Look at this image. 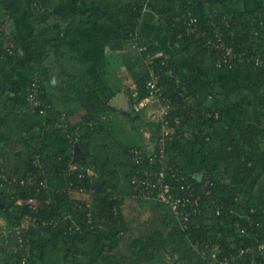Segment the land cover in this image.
<instances>
[{"label": "trees", "instance_id": "obj_1", "mask_svg": "<svg viewBox=\"0 0 264 264\" xmlns=\"http://www.w3.org/2000/svg\"><path fill=\"white\" fill-rule=\"evenodd\" d=\"M31 1L32 11L40 14H45L51 8L48 5L50 0ZM64 1L59 0L55 8ZM164 1L91 0L87 16L78 23L72 22L63 31L62 37H53L52 34L48 35V29H40L38 34L32 32L30 40H34L31 41H28L29 38L19 40L12 37L6 41L0 40V64L6 56L14 57L15 63L9 71L10 76L8 74L0 82V88L3 91L6 89V84L15 72L30 71L22 92L18 90L14 97L8 96L7 105L0 109V154L3 159L0 162V174L6 173V182L13 188L11 197L2 199L0 218L3 217V222L9 226L7 228L16 226L27 215L34 218L35 222L44 221V224L32 225L22 231L21 255H15L16 259L8 256L11 263L20 264L19 259L23 257L29 264V249L40 242L39 257L43 264H150L162 254L165 258L174 259L177 264L183 258H188L191 263L193 255H196L198 264H210L209 257L199 255L194 244H199L200 248L207 245V253L217 251L218 257L222 258L237 255L240 248L264 242V167L260 134L251 131L247 120L240 116L227 127L219 147L207 150L213 132L223 121L224 109L218 103L206 104L203 100L195 107L184 108L182 105L186 104L188 96L191 101H197L201 92L196 91V86L187 76L179 73L173 59H168L165 54L156 55L162 50L160 43L152 42L147 35L137 31L147 14H155L165 20L174 37L184 39L185 50L192 63L201 64L202 58L206 57V50L199 43L201 41H191V37L184 34V23L189 17L186 14L193 6L192 0L176 5L175 2ZM202 1L214 7L232 0ZM99 21L108 22L113 28V37L125 43L122 53H111L108 58L109 63L121 64L122 68L113 73L120 84L115 88L116 91H121L124 86L130 88L129 85H135L131 89L134 92L129 91L134 105L148 96L146 87L151 79L150 70L161 68L163 60L167 59L168 68L181 81V84H170L166 75L159 79L166 97L176 107L173 113L170 112V117L181 118L178 128L173 123L170 125L172 133L165 138L167 166L184 174L193 192L201 195V213L188 218L184 223L187 226L185 230L181 229L170 209L159 201L151 202L154 207L150 209V217L144 221L136 217L128 219L126 216L124 200L128 195L119 193L116 187L123 177V182L133 193L130 178L137 167L127 158L130 147L120 145L111 135L113 118L110 116L108 99L96 86L94 79L85 70L80 74L68 69L73 75L62 89H55L51 86L52 78L47 77L48 73L43 75L39 71L40 75L34 74L37 69L33 65L44 64L52 49L57 51H54L55 54L60 53L61 47L55 42L68 40L83 27ZM2 27L0 22V37L4 31ZM197 27L205 38L219 31L234 51H246L245 56L248 58L264 53V7L231 13H224L218 8L215 14L198 17ZM20 42L30 43L31 52L24 58L16 53L17 43ZM63 55L67 53L63 52ZM59 60L55 57V71L60 66ZM242 60L250 75L264 81V69L247 59L234 60L230 68L218 69L211 63V70L217 74H228ZM66 66L63 71L67 70ZM58 72L59 75L64 73ZM35 77L40 80V96L47 104L46 129H51H48L51 133L55 129L52 135L66 143L64 152L47 144L40 134H36L37 130L36 135L29 137L25 133L29 129L22 132L13 127V123L21 119L20 111L27 105L26 96ZM127 80L132 84L127 86ZM131 118L138 120L134 116ZM259 122L264 132V119L261 121L260 118ZM151 126L154 127L151 141L155 145L161 125L157 123ZM30 128L36 129V125ZM71 134L74 139H71ZM172 157L176 160L171 161ZM195 161L198 164V176L204 175L209 180L204 191L188 177L190 165ZM3 167L6 170L1 171ZM88 168L94 172L91 178L86 176ZM80 174L83 176L80 177ZM21 181L24 183L21 184ZM173 184L177 186L174 195L183 196L184 192L179 191L180 183L173 181ZM249 184L253 198L247 202L246 214L253 225L245 226L248 231L242 235L241 224L231 240L222 220L230 217ZM75 194L79 196L75 197ZM29 199L38 202L34 212L30 211L27 203ZM88 201L92 206L87 205ZM88 215L91 216L90 222ZM64 223H67V227L63 229ZM118 227L122 229L120 233L106 243V236ZM15 241L18 244L17 236ZM261 261L264 264V259ZM253 262L251 256L247 255L237 258L235 264Z\"/></svg>", "mask_w": 264, "mask_h": 264}, {"label": "rangeland", "instance_id": "obj_2", "mask_svg": "<svg viewBox=\"0 0 264 264\" xmlns=\"http://www.w3.org/2000/svg\"><path fill=\"white\" fill-rule=\"evenodd\" d=\"M2 1L7 8H11V6H14L17 10V13L11 10H8L5 8V6H0V22L3 25H13V19H12V15L17 16V17H21L22 15H24V17L29 19V24L23 25V28H21L20 30H27L28 32L30 30H28V26L30 25V29H33V33H37L40 29H42L43 27H45V22L47 23L48 26V35L52 34L53 37L58 38L62 37L63 31L65 30V28H63L62 26H59V28L55 27V12L57 13V11H55V5L57 2H59V0H54L52 2L51 8L45 13H38L35 11H32L31 8V0H0ZM86 3L90 4L91 0H84ZM171 2H175L176 4H180V3H190V0H168ZM183 1V2H182ZM81 0H67L66 4L64 5V7H61L58 11L60 12V14H62V16L64 17V15H67L66 13L69 11L68 16L71 13H76L73 11H76L75 9H77L79 6H75L78 5V3H80ZM192 8L189 10L188 14H186V16H193V17H200L201 15H208L210 13L215 14L219 9H221L222 11H224V13H230V12H226L225 9H227L229 6L228 3H226L227 5H223L221 6H214L211 7L208 4L204 3L202 0H192ZM231 7L232 10H241L243 9V7H247L248 5L244 2V0H232L231 1ZM18 6L21 7L23 10L21 11L20 9H18ZM89 6V5H88ZM248 9V8H247ZM87 11H85L86 13L88 12V9H86ZM233 10V12H234ZM10 11V12H9ZM5 12H8V15H10L12 21H5L4 20V16L3 14ZM11 13V14H10ZM25 13V14H24ZM83 12H81L82 14ZM26 15V16H25ZM83 16L85 15L84 13L82 14ZM32 17V19H30L29 17ZM82 16V17H83ZM9 17V16H8ZM23 17V16H22ZM37 17V18H36ZM36 18V19H35ZM35 19V20H33ZM31 22V23H30ZM36 23V24H35ZM62 23V22H61ZM35 24V25H34ZM61 25L69 26L70 23L64 22ZM51 27V28H50ZM28 28V29H27ZM58 29V30H57ZM24 30V31H25ZM138 33H141L142 35H147L148 39L151 40L152 42H159L161 44L162 49L165 51V53H167V56L170 57V54L173 53V57H174V61H176L180 67H182L184 70H182L181 68H179V72L181 74L185 73H190L187 72L185 67L193 70L194 67H192L190 64H194L192 63V60L190 59V56L188 55V53L185 50V44H184V39L180 38V37H174L173 33L170 29V27L167 25V23L165 22V20L160 19L158 16H152L150 14H147L144 18L143 21H141V23L138 26L137 29ZM23 36L27 34V32H23L22 33ZM38 34V33H37ZM47 34V32H46ZM257 35H255L254 37H256ZM7 37H10V35H7ZM6 37V38H7ZM78 37V36H77ZM77 37H71L68 40L69 44H63L61 45L60 48V53H56L57 52L55 49H52L49 53V57L45 58L44 64H36L33 65V67H35L36 72L39 74V71H41L43 73V75L45 73L47 74V77L50 76V78L54 79L55 78V73L57 72V70L55 71V57H57L59 60V65L62 67L63 65H65V61H62L64 58H74L75 62L73 63V67L76 70V73L79 72L80 74L82 72H84V62L81 59H77L75 57L74 53L69 54L68 53V46L71 45L72 47L79 48L82 44V39L81 37L77 39ZM28 39V38H27ZM34 40V39H31ZM30 39H28V41H31ZM71 41V43L69 42ZM74 42V44L72 43ZM26 45V47H24ZM173 45V46H172ZM24 46H21L19 48L20 51V57H26V55H28L31 50H30V43H25ZM171 47L177 51V55L175 54V52H173L171 49ZM9 48H12V45L9 46ZM169 49V50H168ZM168 50V51H167ZM55 51V52H54ZM167 51V52H166ZM22 52L24 53V56L22 54ZM63 52H67V55H63ZM239 52V51H238ZM62 53V55H61ZM19 54V53H17ZM115 55V54H114ZM113 55V56H114ZM243 58L244 54H241ZM169 59V58H168ZM171 59V58H170ZM203 61L202 63H204V69L202 70H198V71H191L194 72L195 74V78L197 79V81L202 85L203 90V97L202 100L205 99V95L210 97L211 99H213L214 101H219L220 104H224L226 109H230V111L236 107V109L238 108L239 111V117L242 116V109L243 107L241 105H244V89L246 84H248L249 79L248 77V71L245 68L244 65V60L240 61L239 64H237L236 68L234 69L233 72H230L228 74H217L216 72L212 71V65H211V60L207 57L202 58ZM18 62L20 60H17ZM82 63V64H81ZM59 66V67H60ZM207 68V69H206ZM99 69V68H98ZM122 69V68H121ZM241 69V70H240ZM74 70V71H75ZM18 73V72H16ZM30 71H25L22 72V74H18V76L13 75L12 79L10 80V82H8L6 84V89L3 91L0 88V109H3L7 103H8V99L7 97L9 96V92L10 94H14L17 95L18 90H20L22 92V90L24 89L25 86V81L29 75ZM97 73H100V71H98ZM6 79L5 75H2L0 73V82L4 81ZM100 81V80H98ZM103 81V80H101ZM115 82V84L118 85L117 81L110 80ZM212 85V86H211ZM52 87H57V82L52 83L51 85ZM128 86V84H127ZM102 87V86H100ZM107 87V89L105 88ZM104 88L107 90V99H113V97L116 96V94L118 92H116L112 87L109 86H105ZM129 91L130 89L126 88L125 86L123 87V89L121 90L120 94L121 96H128L129 95ZM16 93V94H15ZM11 96V97H14ZM233 97V98H232ZM200 100V99H199ZM232 103V104H231ZM254 103L256 104V102L254 101ZM158 104V103H156ZM257 104H260V101L257 102ZM191 105H193V102H191ZM195 107V105H194ZM134 108L127 106L124 112V115L122 118H120L121 120H119V122H117V120L113 117V123H112V128L110 130L112 137L120 144V145H125V143H129L127 144V146L125 147H130L129 149L132 150L135 147H146L145 142L147 143L148 141H151L153 138V132H154V127L150 130L147 131L142 128L143 126H145L146 121H148V118H144L142 117V119L140 118L139 120H135L131 117H133L135 115L134 113ZM241 110V111H240ZM156 111H160L159 105H157L156 107ZM47 112V109H46ZM45 114H36L31 110L28 109H24L22 111H20V113H22L21 119L16 120L15 123H13V127H15L16 129L19 128L22 132L28 130V132H25L26 135L33 136L36 134H40L43 138L44 141L51 145L52 147H54L57 151L60 152H64V143L59 137H55V135L53 136L52 134H55V129L52 131V133L49 131L51 129L47 128L46 125V119H47V115ZM38 115V116H36ZM259 115V114H258ZM42 116V117H40ZM25 120V122H24ZM135 120V121H134ZM145 121V123H144ZM150 122H152L153 124L157 125L156 121L153 120H149ZM252 126L254 125V123H251ZM36 125V129L31 130V126ZM260 124H258L257 126L259 127ZM27 127V128H26ZM49 129V130H48ZM35 130H37V133L35 134ZM47 130L49 131V133H47ZM130 131L132 132V137H130L129 134L123 133V132H127ZM71 139H74L73 135H70ZM263 143V141H262ZM74 144V143H73ZM76 146V140H75V144ZM75 146L73 148V154L75 155ZM70 147V146H69ZM263 154H264V149H263ZM127 158L131 160L130 155L127 153ZM2 156L0 154V162L2 161ZM121 160L124 162V157L121 158ZM133 162V161H132ZM125 163V162H124ZM197 162H192V164L190 165V171L189 172V178H191L192 183L197 184L200 187V190H205L206 189V184L203 182V176H196L199 174L198 167H197ZM195 170H192V169ZM9 169V168H7ZM6 170L5 167H3L1 169V171ZM6 174V173H5ZM1 173L0 174V204L2 202V199L4 198H9V196L11 197L12 193H13V188H11L7 182H6V175ZM259 174V172H258ZM121 182L118 184V186L116 187L117 190H119V193L127 194L128 197L125 198V210L126 211V216L128 217V219L130 217H136L139 221H144V219H148L150 217V209L152 207H154L152 205L151 202L146 201L147 199H140L139 197H134L133 193H131V190L127 187V185L123 182V177L120 178ZM255 182L251 183L254 184ZM251 184H249L244 191V194L239 198V200L237 201L238 204L236 205V207H234L232 209V213L230 214V217L228 219H223L222 223L224 224L225 228L228 231V236L231 240L234 239V234H236L237 228H239V226H241V224H243V226H249L250 225V220L248 215L246 214V206H247V202H249V200L251 198H253V194L250 190V186ZM5 193H4V192ZM7 191V192H6ZM2 192L4 194H2ZM129 192V193H128ZM255 195L257 192H255ZM3 195V196H1ZM78 194H75V197H78ZM116 196V195H115ZM86 197V196H85ZM89 199V197L87 198ZM87 205L92 206V204L90 203V201L87 202ZM67 218L64 219V221L66 222ZM63 229L65 227H67V223H64V225H62ZM121 227L116 228L115 230H111L112 233L111 235H107L106 236V243L110 242L114 236L118 233H120L121 231ZM138 230V229H137ZM40 244V245H39ZM35 245L33 248L36 250L40 251V247H41V242ZM198 255V254H197ZM200 255V254H199ZM198 255V256H199ZM200 257V256H199ZM167 259V260H166ZM188 259V258H187ZM187 259H180L179 260V264H198V261L196 260L197 257L196 255H193L191 257V263L189 262V260ZM174 259L171 260L170 257L165 258V255L162 254L160 256H157V258L154 260L153 263L150 264H177L175 263V261H173Z\"/></svg>", "mask_w": 264, "mask_h": 264}, {"label": "crops", "instance_id": "obj_3", "mask_svg": "<svg viewBox=\"0 0 264 264\" xmlns=\"http://www.w3.org/2000/svg\"><path fill=\"white\" fill-rule=\"evenodd\" d=\"M53 1L54 0H52V2ZM52 2L50 0V2H48V5L51 6ZM66 2H67V0H65L64 3L61 4L59 7L55 8V11H57V13L55 12V22H54L56 28H59V26H58V24H59L60 26L65 28V30L68 29V26L65 27L64 25H61V24L64 23V22H67V21L71 25H72V22H73V24L74 23H78V21L84 19L87 16L88 12L86 13L85 11H87L86 9H88L89 8L88 5H90V4L86 3L84 0H81V2L78 3V5L75 4V6H79L77 9H75L76 11H73V12H76V13H71L68 16V14H69V11H68L66 13L67 15H64V17H63L62 14H60V12L58 10L61 7H64ZM164 2L167 3L168 0H166ZM244 2L248 6L247 7H243V9L238 10V11H249V10L251 11V10H256L257 8L264 7V0H244ZM174 4L176 5V3H174ZM228 4H229L228 5L229 7L227 9H225V10H226V12H230L231 13V12H233L234 9L232 10L231 2H228ZM223 5H227V4L225 3ZM223 5H221V7ZM0 6H5L6 9L11 10L13 12L15 11L17 13V10H14V9H16L14 6H11V8L9 9V8L6 7V5L2 1H0ZM18 9H20L21 11L23 10L19 6H18ZM234 11L236 12L237 10H234ZM81 12H83L85 15L83 16L82 15L83 13L81 14ZM222 12H224V11H222ZM150 15L156 16L155 14H152V13H150ZM3 16H4V20L5 21L11 22L12 19H13L14 23H13L12 26L10 25L11 23L9 25H6V24L3 25L2 24V26H3L2 28L4 29V31H3L2 36L0 37L1 41H4L3 39H5V41H6L7 38H11V37L12 38H17L19 40H22V39H25V38H29L30 39V36H31V34L33 32L32 31L33 29H30V25L28 26L29 29L27 28L28 30H30L29 32L27 30H25V29L20 30L21 28H23V25L29 24V19L28 18L24 17V15H22L23 17L22 16L21 17H17V16L12 15V19H11L10 15H8V12H5L3 14ZM29 18L32 19L31 16ZM35 19H33V20H35ZM44 25H45V27H43L42 29H47L48 26H50V25H47L46 22H45ZM0 31H1V29H0ZM23 32H27V34L23 36V34H22ZM7 35H10V37H7ZM74 37H77V39L81 37L82 44H81V46L79 48H76V49H75V47H72L71 45H69L68 46V50H67L68 53L69 54L74 53L75 57L77 59H81L84 62L83 63L84 67H85L84 70L89 74L90 77H92L94 79L96 86L99 87V89L101 90V92L104 95L107 96V90H108L107 87H105L107 90L104 88V85L112 87L116 91L115 88L119 87L120 84L117 85L113 81L110 82V80L114 79V81H116L115 80L116 77H114L116 75L113 76V73L116 70L121 69L120 68L121 64H118V63L113 64L112 62L109 63L108 56L111 53L116 54V55H118L119 53H122V50H124L123 48H125L124 47L125 43L123 41L113 37V28H112V26L108 22H105V21H99V22H96V23H92V24H89V25L83 27L79 32H77L76 35H74ZM178 37H180V36H178ZM189 37H191V39H190L191 41H197L198 42V40H200L201 42H199V43H202V46L204 45L205 39H208V37L205 38L204 36H202V34L198 35V36L193 35V36H189ZM211 38H213V36L210 37V39ZM68 40L55 42V43L57 45H59V48H60L61 45H63V44H69ZM69 42L71 43V41H69ZM72 43L74 44V42H72ZM155 43H157V42H155ZM225 43H226V45L228 47H230L227 44V41ZM24 44H25V42H24ZM24 44H21V42H20V44L17 43L18 47L16 49V53L21 54L20 51H19V48L21 46H24ZM27 45H28V42H27ZM24 47H26V45ZM8 50H9V48H8ZM170 50L175 52L176 55L178 54L177 51H175L172 47H171ZM22 54H24V53L22 52ZM158 54H165L164 56L168 57L167 53H165V51L163 49L160 50L156 55H158ZM13 58L14 57H12V56H8V57L6 56V57L3 58V61L0 64V73L2 75H5L6 78H7L8 74L10 76L9 71L12 69L13 65L15 64ZM168 58H171V60L173 59V61H174L173 53H171L170 57H168ZM62 61H65V65H63L62 67L61 66L58 67V70H60V71H62V73L63 72L64 73L62 75H59L60 73L57 70V72L59 74L56 72L55 73V78L52 79V82H51V85H52V83L57 82V87H55V89H62L64 87V85H65V82L70 79L71 75H73V74H71V72L70 73L68 72V69L75 70V68L73 67V65H74L73 63L75 62L74 58H72V57L68 58V59L64 58ZM174 62L176 63L178 69L181 68L182 70H184L182 67H180V65L176 61H174ZM66 64H67L68 67L66 66ZM190 65L192 67H194L193 70H195V71L202 70V69L205 68L204 67V63H202V62H201L200 65H197L195 63L194 64H190ZM65 66H66L67 70L63 71ZM55 69H57V68H55ZM185 69H186L187 72H190V73H188V74L185 73V75L181 74L180 72L179 73L181 75L187 76L190 79V82L194 86H196V91H200L201 92V96L200 97L198 96L200 98V100H197V101H195V100L191 101V98H189V96H188L186 104L182 105L184 108H186V106H189V107L192 106L193 107L194 105H197L200 102H202L203 90H204L202 88V85L195 78L194 72H191L193 70H190V69H188L186 67H185ZM98 71H100V73H97ZM17 72L18 73L15 72L14 74L11 75V79H12L13 75H15V74H16V76H18V74H22L21 70L17 71ZM165 75L168 76V79L170 80V84H173V83L175 84L176 83L174 80H172V77L169 76L167 73H165L164 76ZM249 76H250V77H248L249 82H248V84H246L245 89H244V91H245L244 92V105H241L243 107L242 116L247 120L248 128L251 131H253L254 133H259L260 134L259 136H260V141H261V144H262V153H263V149H264V132H263V129H262L261 125H259V127L257 125L260 124V122H259L260 118H261V121H262V119H264V81L254 77V76H252L250 74H249ZM98 80H100V81H98ZM101 80H103V81H101ZM9 82H10V80H9ZM125 82L128 85L132 84L130 82V80L129 81L127 80ZM180 82L181 81L179 79V83ZM100 86H102V87H100ZM129 86H130V88H128V89H130L131 92H134L132 90L135 88V85L133 84V85H129ZM10 92H13V91H10ZM10 92H9V96H14V94L11 95ZM116 92H118L116 94V96L113 97V99H109L108 100V107L110 109V116L111 117L113 116L117 120V122H119V120H121L120 118H122L123 115H124L126 107L130 106V107L134 108L133 111L135 113V115H134L135 118H138V120L140 118L142 119V117H143V119L144 118H148L147 119L148 121H146L145 126H143L142 128L144 129V131L145 130L150 131L152 129L151 125L153 123L150 122L149 120H153L151 113H153V111H156V107H157L156 103H154L152 100L147 99V97H145L138 104L134 105L132 103V101H131L130 95L121 96V95H119L121 91H116ZM197 95H199V94H197ZM184 99H186V98H184ZM203 101H205L206 104L218 103L224 109L223 121L219 125V127L213 132V136H212L211 142H210V144L207 147V150H210V149H214V148L219 147V145L221 143V140L223 139V137L226 134L227 127L230 125V123L234 119L239 118L240 114H239L238 108L236 109V107H234L230 111V109H226L224 104H220L219 101L216 102V101H214L213 99H211L210 97H208L206 95H205V99ZM254 101L256 102V104L254 103ZM258 101H260L259 105L257 104ZM191 102H193V105H191ZM159 107H161V106L159 105ZM171 113H173V112H171ZM175 117L176 116L170 117V114H169L168 120L172 122ZM153 121H155V120H153ZM156 122L160 123L159 121H156ZM144 123H145V121H144ZM251 123H254V125L252 126ZM160 125H161V123H160ZM176 126H177L176 128H178V125H176ZM169 132L172 133L170 131V129H169ZM123 133L129 134L130 137H132L131 136L132 132H130V131L123 132ZM262 141H263V143H262ZM154 143L156 145V142H154ZM127 144H129V143H125V145H123V146H127ZM145 145H146V147H144V149H143L144 151H152L153 150L152 141H148L147 143L145 142ZM129 151H130V149L128 150V153H129ZM174 160H176V158L172 157L171 161H174ZM185 162H188V161H185ZM262 163L264 164V154H263ZM263 164H262V166L264 167ZM197 167H198V165H197ZM136 170H137V168H136ZM192 170H195V169L193 168ZM189 172L191 173V171H189ZM189 172H188V175H189ZM196 176H198V175H196ZM184 177H185V175H184ZM185 179H187V178L185 177ZM130 180H131V178H130ZM207 181H209L208 177L204 178V176H203V182L206 184ZM207 186H208V184H206V187ZM250 190H251V187H250ZM194 194L196 196L201 197L200 194H197V193H194ZM146 201L153 202L151 200H146ZM1 206H2V204H1ZM170 211H171V209H170ZM2 218H0V264H8V263L9 264H14V263H11L9 261L10 260L9 257L13 256V258L16 259V256L14 254V249L17 246L16 241H15L16 234H14V231H13V228H14L15 225H13L10 228H7L9 226L5 225V222H3ZM252 225H253V222L250 221V225L249 226H252ZM184 226H186V225H184ZM180 227L183 230L187 229V226L184 228L183 224H181V223H180ZM243 227H245V226H242L240 228H243ZM245 228H247V227H245ZM9 235H13V236H9ZM34 246L35 245H33L29 249V254H28V256L30 258L29 259V264H43L41 262V260H40V257H39L40 251L39 250L35 251V249L33 248ZM252 259L254 260V257ZM263 259L264 258L260 257L259 259L256 260L255 263L253 262V264H261L263 262L261 260H263Z\"/></svg>", "mask_w": 264, "mask_h": 264}, {"label": "built area", "instance_id": "obj_4", "mask_svg": "<svg viewBox=\"0 0 264 264\" xmlns=\"http://www.w3.org/2000/svg\"><path fill=\"white\" fill-rule=\"evenodd\" d=\"M146 7V4L144 5ZM185 21V31L186 36H198L201 35L197 30V18L190 16ZM203 36V34H202ZM204 49L206 50V57L211 60L215 68H230L233 61L236 59L243 58L251 61L255 66L259 68H264V53H257L252 57H246L245 52L234 51L232 47H228L224 41L222 34L219 31H214L213 38L205 39ZM161 68L150 70L151 79L147 82V99L152 100L154 103H158L161 107L160 111H153L151 113L152 119L159 121L161 123V132L157 138L156 145L152 151H144L143 149L133 148L129 151V155L133 163L137 166V170L132 175L130 180V185L133 189V196L139 197L140 199H147L151 201H159L171 209V212L179 223L183 224L188 221L190 216H197L201 213L200 203L201 197L196 196L193 192L192 185L186 181L184 175L180 171H173L171 167L167 166L166 159V136L170 135L169 127L170 124L180 125L181 119L176 116L173 121L168 120L170 112L175 110V106L172 105L171 101L166 97L164 93V88L159 84V79L167 73L172 77L177 84L179 83V77L174 75L173 72L168 68L167 59L161 62ZM167 68V70H166ZM39 79H35L31 82L30 90L26 96L27 105L25 109L31 110L36 114H45L47 109V104L39 91ZM156 104V105H158ZM171 139V136L169 137ZM154 145V144H153ZM94 175L92 169L88 168L86 170V176L91 178ZM83 175L80 174V177ZM173 181L180 183L179 191H183V196H175L174 190L177 189L173 184ZM15 182V179L13 180ZM24 182L21 181V184ZM209 184V181L206 182ZM45 183L44 187L45 188ZM86 192L85 190H83ZM31 212L36 211L38 207V202L34 199H29L27 201ZM1 205V204H0ZM89 222L91 221V216L88 215ZM39 223L44 224V221L35 222L34 218L30 215L25 216L24 220L13 228L14 233L18 238V244L14 249V254L17 256L21 255L23 248L22 239L20 235L24 229L29 227L37 226ZM248 228H240V233L242 235L247 233ZM197 252L203 257H209L210 264H235L237 258L240 256H251L254 257V263L260 257L264 258V242L258 243L257 245H250L238 250L237 255L218 257L217 251H211L207 253L208 247L205 245L203 248L199 247V244L193 245ZM20 264H27L26 258L19 259Z\"/></svg>", "mask_w": 264, "mask_h": 264}]
</instances>
